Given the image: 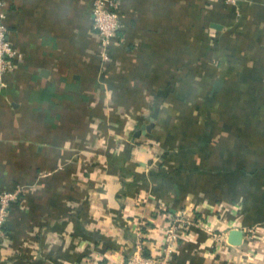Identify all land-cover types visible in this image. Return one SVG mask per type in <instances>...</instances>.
<instances>
[{
	"label": "crops",
	"instance_id": "crops-1",
	"mask_svg": "<svg viewBox=\"0 0 264 264\" xmlns=\"http://www.w3.org/2000/svg\"><path fill=\"white\" fill-rule=\"evenodd\" d=\"M93 1L5 0L0 264H126L182 208L172 264H264V0H120L108 59Z\"/></svg>",
	"mask_w": 264,
	"mask_h": 264
},
{
	"label": "built area",
	"instance_id": "built-area-1",
	"mask_svg": "<svg viewBox=\"0 0 264 264\" xmlns=\"http://www.w3.org/2000/svg\"><path fill=\"white\" fill-rule=\"evenodd\" d=\"M227 3H235V0H225ZM120 0H94L93 1V23L102 46V56L109 58L108 50L117 38L123 42L119 35L123 29L122 15L119 12ZM5 0H0V81L3 83L6 73L14 68L13 58L16 51L13 48L9 28L5 21ZM15 194L5 192L1 194L2 204L0 206V223L6 221L11 209ZM189 211L182 208L175 217H172L162 232L161 247L158 251L146 253V242L142 240L135 252L128 258L126 264H172V251L178 242L185 240L191 230L193 221L187 219ZM144 223V222H142ZM253 231V229H250Z\"/></svg>",
	"mask_w": 264,
	"mask_h": 264
},
{
	"label": "water",
	"instance_id": "water-1",
	"mask_svg": "<svg viewBox=\"0 0 264 264\" xmlns=\"http://www.w3.org/2000/svg\"><path fill=\"white\" fill-rule=\"evenodd\" d=\"M242 232L241 231H233L232 235L235 238V241L233 242L234 244H239L241 242V237H242Z\"/></svg>",
	"mask_w": 264,
	"mask_h": 264
},
{
	"label": "rangeland",
	"instance_id": "rangeland-1",
	"mask_svg": "<svg viewBox=\"0 0 264 264\" xmlns=\"http://www.w3.org/2000/svg\"><path fill=\"white\" fill-rule=\"evenodd\" d=\"M13 194H15L16 195V193L15 192H13ZM15 198L12 200V202H14L15 201V199H16V197H17V195L16 196H14Z\"/></svg>",
	"mask_w": 264,
	"mask_h": 264
}]
</instances>
